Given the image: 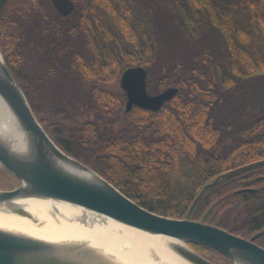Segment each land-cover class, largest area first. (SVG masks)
Here are the masks:
<instances>
[{
  "label": "trees",
  "instance_id": "trees-1",
  "mask_svg": "<svg viewBox=\"0 0 264 264\" xmlns=\"http://www.w3.org/2000/svg\"><path fill=\"white\" fill-rule=\"evenodd\" d=\"M74 1L65 17L50 0H0L6 63L63 150L142 206L172 217H185L206 181L264 159V0ZM185 40L193 56L181 52ZM136 65L148 70L149 92L179 88L158 111L126 110L120 78ZM59 69L88 83L83 104L93 119L72 125L77 106L48 95L45 77ZM3 174L11 173L0 166V182ZM192 218L245 238L263 232L264 165L209 189ZM255 241L264 247V232Z\"/></svg>",
  "mask_w": 264,
  "mask_h": 264
},
{
  "label": "water",
  "instance_id": "water-1",
  "mask_svg": "<svg viewBox=\"0 0 264 264\" xmlns=\"http://www.w3.org/2000/svg\"><path fill=\"white\" fill-rule=\"evenodd\" d=\"M62 16L71 15L74 0H50ZM148 70L127 67L120 78L127 101L158 111L178 91L175 86L158 93L148 90ZM0 101L10 123L0 126V166L19 184L0 188V211L30 215L21 201L45 200L65 203L95 212L158 238L164 248L189 264L215 262L194 247L215 250L232 264H264V247L255 242L262 232L245 238L223 227L196 220L192 215L209 189L220 181L264 165V159L219 173L206 181L185 217L152 211L127 196L99 172L63 150L37 118L32 106L10 71L0 48ZM133 263V262H132ZM88 242L61 241L21 229L0 226V264H132Z\"/></svg>",
  "mask_w": 264,
  "mask_h": 264
},
{
  "label": "bare ground",
  "instance_id": "bare-ground-1",
  "mask_svg": "<svg viewBox=\"0 0 264 264\" xmlns=\"http://www.w3.org/2000/svg\"><path fill=\"white\" fill-rule=\"evenodd\" d=\"M0 101V126L10 123ZM30 215L0 211V226L21 229L61 241H82L120 256L132 264H189L162 246L158 238L113 219L65 203L21 201ZM40 221H44L39 225Z\"/></svg>",
  "mask_w": 264,
  "mask_h": 264
},
{
  "label": "rangeland",
  "instance_id": "rangeland-1",
  "mask_svg": "<svg viewBox=\"0 0 264 264\" xmlns=\"http://www.w3.org/2000/svg\"><path fill=\"white\" fill-rule=\"evenodd\" d=\"M161 11V10H160ZM159 13L156 14L158 16ZM40 24L42 26L47 25L50 26V23L48 20L42 18L40 15H37ZM157 18V17H156ZM158 21H161V24L163 27L162 33L164 35H168V31H166V23L164 18H157ZM163 20V21H162ZM161 29V30H162ZM215 42V40H213ZM212 41V42H213ZM181 52H183L186 56H193L196 48L192 42L189 40H185L183 44L180 46ZM58 73L52 77H45V81L47 85L49 84V93L48 95L53 96L55 99H59L62 102H65L67 104H70L71 106L75 107L77 106L78 111L76 114L73 115V119H71L72 125H80L85 120L93 119L94 114L90 111H88L85 107L83 102H87L89 100V91H88V83L79 77V75L76 73H65L63 71L56 70ZM61 71V72H60ZM251 83H248V86ZM81 102V103H80ZM4 168V167H2ZM19 184V181L12 175V174H3L2 175V182H0V188H12L14 186H17ZM253 209L252 206H248L245 208H242L239 210L240 217H244L247 215L251 210ZM44 221H40L39 225H42ZM206 255L211 257L210 252H206Z\"/></svg>",
  "mask_w": 264,
  "mask_h": 264
},
{
  "label": "flooded vegetation",
  "instance_id": "flooded-vegetation-1",
  "mask_svg": "<svg viewBox=\"0 0 264 264\" xmlns=\"http://www.w3.org/2000/svg\"><path fill=\"white\" fill-rule=\"evenodd\" d=\"M263 232H264V231H263ZM263 232H262V234H263ZM262 234H261V235H262ZM261 235H260V236H261ZM257 238H258V237H257ZM255 242H256V241H255ZM256 243H257V242H256ZM259 245H260V244H259ZM262 247H263V246H262ZM197 251H198V250H197ZM199 252H200V251H199ZM208 252H210V251H208ZM200 253H201V252H200ZM202 254H206V253H202Z\"/></svg>",
  "mask_w": 264,
  "mask_h": 264
}]
</instances>
